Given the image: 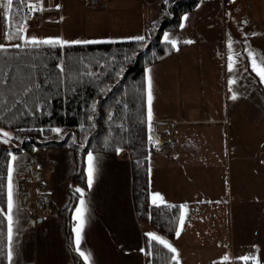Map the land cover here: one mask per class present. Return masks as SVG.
<instances>
[{"label":"crops","instance_id":"1","mask_svg":"<svg viewBox=\"0 0 264 264\" xmlns=\"http://www.w3.org/2000/svg\"><path fill=\"white\" fill-rule=\"evenodd\" d=\"M165 1L100 0L96 7L88 5L89 13L83 10L82 14L88 25H117L126 35L122 41L136 40L143 36ZM61 2L58 0L59 5ZM40 4L41 0L33 5V11L42 21L51 10H40ZM232 6L231 0H211L182 16L177 31L161 36L163 42L175 41V53L146 70L147 117L150 76L149 122L155 147L148 160L150 202L181 206L180 234L165 240L176 249L175 260L179 264H186L185 258L192 259L193 255L186 252L195 250L211 251L206 264H220L221 251L226 263L264 264V119L253 118L261 113L258 105L263 103L210 97L195 88V81L206 80L203 68L206 75L212 73L218 79L225 47L238 38L230 19ZM203 59L209 60L206 65ZM159 125L166 129L157 131ZM199 136L200 147L196 144ZM91 156L94 179L89 186L87 155V192L72 213L74 250L85 263L76 249L74 231L82 223L80 250L89 257L87 264H144L142 230L131 197L128 155ZM14 157L9 163L14 207L11 244L7 228V264H73L64 220L57 212L69 200L67 186L76 168L74 154L50 148ZM50 162L53 168L47 172ZM34 171L52 183L48 209L38 217L18 206L15 191V181L28 179L32 183ZM155 194L160 199L153 203ZM78 209L82 211L81 219H77ZM222 217L227 219L223 233L219 226ZM244 257L250 259L245 261Z\"/></svg>","mask_w":264,"mask_h":264},{"label":"trees","instance_id":"2","mask_svg":"<svg viewBox=\"0 0 264 264\" xmlns=\"http://www.w3.org/2000/svg\"><path fill=\"white\" fill-rule=\"evenodd\" d=\"M206 1L211 0H166L144 29L142 41L18 48L15 45L21 41L9 40L5 32H17V25L24 26L40 0H12L10 8L8 0H0L1 38L6 49L0 50V129L11 132L7 143L0 139V264H7L10 160L50 148L69 150L76 161L68 180L69 200L57 212L64 220L73 264H85L74 250L72 218L87 192L85 158L121 153H127L130 161L131 197L142 229L144 264H177L174 254L151 241L146 231L173 240L181 209L180 205L150 202L148 160L155 147L147 117L146 70L178 48L163 42L162 34L177 31L182 16Z\"/></svg>","mask_w":264,"mask_h":264},{"label":"rangeland","instance_id":"3","mask_svg":"<svg viewBox=\"0 0 264 264\" xmlns=\"http://www.w3.org/2000/svg\"><path fill=\"white\" fill-rule=\"evenodd\" d=\"M59 5L58 0H41L39 9H50L51 13L44 15L42 21L39 23H33L32 16L30 20L24 25L26 31L23 33L27 38H36L38 40H59L63 44L60 45H77L87 43H102V42H118L126 40V35L123 33V29L117 25H110L107 27L95 28L96 26L88 25L84 19L83 10L85 13L89 11V6L82 0H61ZM232 10L230 12V19L233 24V28L238 34V38L235 39V43L231 42V50L229 45L225 47L224 59L220 62L223 70L218 79H214L212 73L206 75V69L203 68V74L206 77L204 82L195 81V88L205 91L208 96L223 99H245L255 105H258V109L261 113L255 115L253 118L264 119V82H260V77L253 71L252 58L249 57L248 52L251 51L255 54L256 58H264V0H231ZM61 9V11L58 10ZM89 13V12H88ZM34 14H37L34 12ZM59 19V21L55 20ZM1 26V22H0ZM2 44L1 30H0V46ZM229 55L233 57V70H229ZM208 59H203V65H206ZM203 80V78H202ZM232 82V83H230ZM250 116H247L249 119ZM2 131L11 134L8 130L0 129ZM252 131H250L251 133ZM0 139L4 140L3 136ZM250 140H253L251 137ZM254 139H256L254 137ZM197 146L202 145L201 136L196 138ZM127 154V153H126ZM53 163H49L46 170L51 172ZM51 169V170H49ZM42 180L48 181L49 179L43 178ZM35 184L32 173V185ZM48 209V208H47ZM28 210L32 213V205ZM47 211V210H46ZM44 211V212H46ZM41 212L38 215L44 213ZM38 215L36 217H38ZM33 217H35L33 215ZM188 220V224H189ZM220 228L223 233V229L227 225V219H219ZM207 228V227H206ZM142 230V229H141ZM208 230V229H207ZM146 231L149 234L160 237L163 240L166 239L162 234ZM210 250H195L193 252L187 251L186 254L193 255L192 259L185 258V263L189 264H206L208 261V254ZM219 254L222 257L223 251ZM218 259L220 264H228L223 259Z\"/></svg>","mask_w":264,"mask_h":264},{"label":"snow or ice","instance_id":"4","mask_svg":"<svg viewBox=\"0 0 264 264\" xmlns=\"http://www.w3.org/2000/svg\"><path fill=\"white\" fill-rule=\"evenodd\" d=\"M12 4V0H8V5L7 7L10 8ZM35 10V8L33 9ZM42 10V9H40ZM185 19H187V17H185ZM17 32H5V36L9 39H19L21 41V44L19 45H15V47L18 48H22V47H27V46H38L41 44H63L62 41L59 40H38L36 38H27L25 35H23V33L26 31V28L24 26L21 25H17ZM17 33H20L19 35ZM137 40H144V37H137ZM167 39V37H166ZM188 43H190V41H188ZM172 45L173 47H175V41H172ZM0 50H6L4 49L3 46H0ZM229 50H231V42H229ZM249 57L252 58V68L253 71L256 72V74L260 77V82H264V58H260L259 61L256 58L255 54L251 51L248 52ZM230 63H229V70H233V57L231 55H229L228 57ZM232 83V82H230ZM148 104H149V109H148V119L149 121H151V117H152V111H151V101H152V91H151V77H148ZM233 99H235V96H233ZM58 131V130H57ZM0 136H3L5 139L2 141L4 143H7L8 140L11 139L9 133L7 132H2L0 133ZM13 159H15V157H13ZM94 171H95V165H94V158L91 156V154H89V170H88V183L89 186H91L93 179H94ZM77 191H80V189H77ZM158 199H160L159 194H155L153 196V203H155ZM83 200H81V205H83ZM14 207V202H13V192H12V168L9 167V174H8V221H9V225H8V239H9V243L11 244L12 242V210ZM82 218V211L80 209L77 210V219H81ZM180 222L181 225L183 224V216H181L180 218ZM83 228V224L80 223L77 225V227L74 229L75 233H76V240H75V244H76V249L79 252V254L81 255V257L85 260V264H87V261L89 260V257L85 254V252L81 251V245H80V239H81V231ZM179 231L176 232V235L179 236ZM149 238L151 241H158L160 244H162L165 248H167L170 252H172L173 255V259H176V249L173 248L170 244L167 243V241L161 239L158 236H155L153 234H148ZM245 261H248L250 258L249 257H244L243 258ZM254 259V258H253ZM9 260H11V252H9ZM177 264H179V261L177 260Z\"/></svg>","mask_w":264,"mask_h":264},{"label":"built area","instance_id":"5","mask_svg":"<svg viewBox=\"0 0 264 264\" xmlns=\"http://www.w3.org/2000/svg\"><path fill=\"white\" fill-rule=\"evenodd\" d=\"M87 5L96 7L100 0H83ZM30 15L34 16L33 23H39L41 18L30 10ZM51 170V169H49ZM35 184L32 185L28 179H18L15 181V191L17 203L21 209H28L32 205V213L36 217L39 213L44 212L48 208V195L52 190L50 180H42L37 171L33 172ZM233 264V263H228Z\"/></svg>","mask_w":264,"mask_h":264},{"label":"water","instance_id":"6","mask_svg":"<svg viewBox=\"0 0 264 264\" xmlns=\"http://www.w3.org/2000/svg\"><path fill=\"white\" fill-rule=\"evenodd\" d=\"M165 129H166V127L165 126H162V125H159L157 127V131H161V130H165Z\"/></svg>","mask_w":264,"mask_h":264},{"label":"bare ground","instance_id":"7","mask_svg":"<svg viewBox=\"0 0 264 264\" xmlns=\"http://www.w3.org/2000/svg\"><path fill=\"white\" fill-rule=\"evenodd\" d=\"M32 17V16H31Z\"/></svg>","mask_w":264,"mask_h":264}]
</instances>
